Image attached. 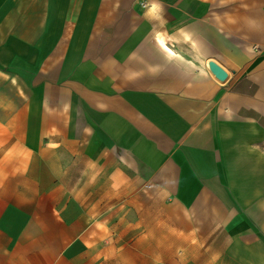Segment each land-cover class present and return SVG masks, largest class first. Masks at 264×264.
Segmentation results:
<instances>
[{"label": "crops", "instance_id": "crops-1", "mask_svg": "<svg viewBox=\"0 0 264 264\" xmlns=\"http://www.w3.org/2000/svg\"><path fill=\"white\" fill-rule=\"evenodd\" d=\"M77 1L49 81L0 16V264H264V0Z\"/></svg>", "mask_w": 264, "mask_h": 264}, {"label": "rangeland", "instance_id": "rangeland-1", "mask_svg": "<svg viewBox=\"0 0 264 264\" xmlns=\"http://www.w3.org/2000/svg\"><path fill=\"white\" fill-rule=\"evenodd\" d=\"M83 2L77 0H0V16L7 14L11 17L13 25L11 40L14 45L21 42L18 37L21 30L29 29L37 24L39 32L32 37L28 35L27 37L33 40L27 42L38 43L41 46L40 52L44 57L46 67L42 70L46 69L48 81L59 74L68 73L72 58L80 56L83 52V50H78L76 45L79 41H87L88 37L83 31L86 21ZM34 16L38 18L33 20ZM0 26H3L1 21ZM1 42L4 43L2 37ZM7 70V66L0 68V75L5 76ZM26 70L33 81L35 69L26 68ZM26 70L20 68L19 71Z\"/></svg>", "mask_w": 264, "mask_h": 264}, {"label": "bare ground", "instance_id": "bare-ground-1", "mask_svg": "<svg viewBox=\"0 0 264 264\" xmlns=\"http://www.w3.org/2000/svg\"><path fill=\"white\" fill-rule=\"evenodd\" d=\"M160 43H161L163 49H166L170 54L177 55V51L175 49L171 48L169 45H167L163 39H160Z\"/></svg>", "mask_w": 264, "mask_h": 264}, {"label": "water", "instance_id": "water-1", "mask_svg": "<svg viewBox=\"0 0 264 264\" xmlns=\"http://www.w3.org/2000/svg\"><path fill=\"white\" fill-rule=\"evenodd\" d=\"M213 71L217 74L219 78H223L225 76V72L217 65L213 66Z\"/></svg>", "mask_w": 264, "mask_h": 264}, {"label": "built area", "instance_id": "built-area-1", "mask_svg": "<svg viewBox=\"0 0 264 264\" xmlns=\"http://www.w3.org/2000/svg\"><path fill=\"white\" fill-rule=\"evenodd\" d=\"M258 49H260V46L259 45H255V50H258Z\"/></svg>", "mask_w": 264, "mask_h": 264}]
</instances>
